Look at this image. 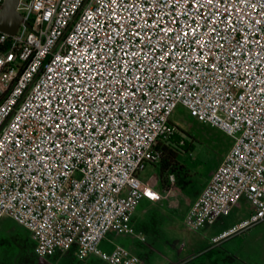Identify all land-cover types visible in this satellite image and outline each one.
Wrapping results in <instances>:
<instances>
[{
	"label": "built area",
	"instance_id": "built-area-1",
	"mask_svg": "<svg viewBox=\"0 0 264 264\" xmlns=\"http://www.w3.org/2000/svg\"><path fill=\"white\" fill-rule=\"evenodd\" d=\"M3 0H0V5ZM0 32V219L36 256L71 249L142 264L107 232L134 234L138 201L173 196L137 176L177 129V105L230 138L181 222L197 230L243 199L217 243L264 222V0H18ZM174 201V200H173Z\"/></svg>",
	"mask_w": 264,
	"mask_h": 264
},
{
	"label": "rangeland",
	"instance_id": "rangeland-1",
	"mask_svg": "<svg viewBox=\"0 0 264 264\" xmlns=\"http://www.w3.org/2000/svg\"><path fill=\"white\" fill-rule=\"evenodd\" d=\"M169 118L171 122L178 123L174 133H178L183 140L190 142L193 148L189 154L175 147L178 151L177 164L173 170L166 172L163 180L165 181L167 175L172 173L174 185L171 200L176 201L177 204L187 203L189 197L199 189L220 156L228 148L230 138L219 129L200 123L189 116L188 111L181 105L175 107ZM167 140L174 143L173 141L176 139L169 137ZM167 140L161 139L159 141ZM137 176L148 186L157 183L156 165L146 164ZM154 213L152 210L149 213L150 217L145 215L148 220V229L146 227L140 240L134 241L138 247L134 252L141 259L142 264H183L182 261L178 260L181 258L180 254L186 252L185 247L188 241L207 230L208 232L212 231L216 225L224 224L230 217V215L220 217L211 226L204 224L200 227L201 229L199 228L200 230H190L182 224L180 218L174 215L165 214V216L160 217ZM9 229L11 231L7 233ZM112 234L111 231L107 232V235L115 242L128 241L127 234H119L116 237H113ZM175 241H177V245L183 243L184 246L179 255L178 246L175 245L170 251L165 248L166 244L171 245ZM245 247H247L249 254L244 257L241 252L232 253V264H264V222L256 223L245 229ZM0 253V256L10 254L13 264H47L44 258L34 254L32 242L28 236L7 218L0 219ZM68 255L70 256L69 253H57L50 261L53 264H107L93 255L83 258L71 256L72 259L65 261ZM0 260L5 261L6 258H0Z\"/></svg>",
	"mask_w": 264,
	"mask_h": 264
},
{
	"label": "crops",
	"instance_id": "crops-1",
	"mask_svg": "<svg viewBox=\"0 0 264 264\" xmlns=\"http://www.w3.org/2000/svg\"><path fill=\"white\" fill-rule=\"evenodd\" d=\"M164 144L169 146V147L173 146L172 143H168L167 141H165ZM192 148H193V145H192ZM192 148L190 150H183V151L188 152L190 154ZM176 152H178V151H176ZM176 157H177V155H176ZM159 160L156 162L147 163V164L156 165L158 179H157V183H155L151 186L156 191L162 192L164 190V187L167 186L168 181H167V179H165V181H164L163 177L165 176V174L168 170L165 172H162V173L159 172L158 166H157ZM138 173H139V171H138ZM138 173H137V175H138ZM207 176H206V178H207ZM206 178L202 182L201 186L205 182ZM201 186L199 187V189L194 194H192L189 197V200L187 203L177 204L176 201L171 200V197H168L167 199H162L158 202L150 201V199L148 197L141 198L138 201V203L136 204L135 208L133 209V211L130 215V220H129L130 225L133 228L134 234L128 235V237H127L128 241L127 242L120 241L118 243V242H115L114 240H112V238L110 236H108L106 233L104 239L100 242L99 247L102 250L108 251L114 245H121V246H124L125 248H127L131 253L135 254L134 250L138 247H137V244L134 243V241L140 240L142 238V233L144 232V230H146V227L148 229V225H147L148 220L145 217V215L147 214V217H150L149 213H150V211L153 210V212H155L154 214L157 216L163 217V216H165V214L170 215V216L174 215L175 217L180 218V221H181L182 215H183L184 211L186 210L188 203L196 196V194L200 190ZM247 214H248V205L243 199H241L239 201L238 206L233 207L227 215L221 216V218H222L225 216L228 217L230 215L227 222H225L224 224H221V225L218 224L215 226V228L212 231L208 232V230H207V231H205V233L203 232L201 235L197 236L193 240L188 241L187 246L185 247L186 252H184L183 254H180L181 258H179L178 261H182L183 264H232V261H233L232 253L238 251V252H241L242 255H244V257H245V255H248L249 253H248L247 247H245V230L240 231V232H236V233L231 234L225 238H222L217 243H211L210 242V239L212 237L217 236L222 231H224V230L230 228L231 226H233L234 224L238 223L240 220L244 219L247 216ZM2 218H7L9 221H11L14 224V226H18L19 228H21V230L30 239L28 232L22 226L16 224L14 221H12L10 218H8L6 216H3ZM218 219H216V220H218ZM212 224H209L206 226H211ZM10 231H11L10 229L7 230V233ZM112 235H113V237L114 236L116 237L119 234L113 233ZM30 241H31V239H30ZM176 243H177V241H175L171 245L166 244L165 248L168 249L167 251H170L176 245V246H178L177 251H178V255H179V253H181V251L183 250L184 246H183V243H178V245ZM57 253H60V254L69 253L70 256L69 255L66 256L65 261L72 259L71 256L75 257L73 255L71 249L68 251H65V252H57ZM57 253H55V254H57ZM55 254L53 253L52 255L45 256L42 258H44L47 261V264H53L50 260L52 258H54ZM37 257H39V256H37ZM0 258H6L5 261L0 260V264H13L11 259H10V254L7 256L1 255Z\"/></svg>",
	"mask_w": 264,
	"mask_h": 264
},
{
	"label": "trees",
	"instance_id": "trees-1",
	"mask_svg": "<svg viewBox=\"0 0 264 264\" xmlns=\"http://www.w3.org/2000/svg\"><path fill=\"white\" fill-rule=\"evenodd\" d=\"M169 137H175L176 140L173 141L174 143L167 140ZM169 137L165 140H167L168 143H172V147L165 145V141H158V145L161 149V158L157 166L160 173L165 172L167 170H173V168L176 166L177 150L175 147H178L181 150H190L192 148L191 143L187 142L186 140H183V138H181L178 133H173Z\"/></svg>",
	"mask_w": 264,
	"mask_h": 264
},
{
	"label": "water",
	"instance_id": "water-1",
	"mask_svg": "<svg viewBox=\"0 0 264 264\" xmlns=\"http://www.w3.org/2000/svg\"><path fill=\"white\" fill-rule=\"evenodd\" d=\"M18 0H3L0 5V32L13 34L20 21L21 16L16 11L15 6Z\"/></svg>",
	"mask_w": 264,
	"mask_h": 264
}]
</instances>
